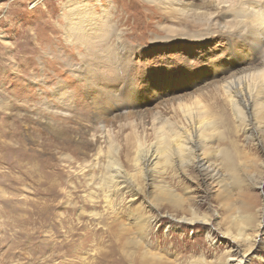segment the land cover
<instances>
[{
  "label": "rangeland",
  "instance_id": "rangeland-1",
  "mask_svg": "<svg viewBox=\"0 0 264 264\" xmlns=\"http://www.w3.org/2000/svg\"><path fill=\"white\" fill-rule=\"evenodd\" d=\"M66 1H0V264H77L81 255L77 241L92 229L97 235L84 251L91 258L107 254L109 262L148 264L138 245L137 226L127 212H112L101 193L94 204L89 199L91 190L84 178L89 172L83 174L82 168L94 158L91 136L102 122L117 132L114 140L124 149V136L131 134L132 124L127 123L149 122L159 111L177 122L180 104H190L238 68L228 69L225 38L201 41L188 37L195 34L194 29L176 21L165 22L146 0H100L105 8L110 7V25L123 33L133 49L132 63L128 68L122 63L109 80L99 78L96 86H90L76 72L87 52L65 37L61 4ZM169 25L191 34L161 29ZM238 47L244 50L243 43ZM240 53L244 55L245 50ZM64 104L69 105L64 108ZM240 136V151L244 152L237 184L232 178L222 184L204 183L196 171L187 175L194 183L186 194L208 215L210 223L183 231H171L162 223L154 229L159 240L174 246L173 255L167 257L173 264L200 258L208 264L235 260L226 233L231 229L237 234L245 227L256 241L247 264H264V141L259 148ZM227 141L212 145L226 148ZM212 163L226 174L221 159ZM158 168L160 171L162 164ZM125 170L136 175L128 164ZM166 170L155 175L153 188L151 179L135 176L144 191L134 204H126L127 211L140 214L144 201L157 203L162 215L186 213V207L169 202L165 191L169 187L179 194L186 181L176 168ZM226 183L228 189L221 186ZM247 215L253 218L250 224H246ZM257 255L260 257L253 258Z\"/></svg>",
  "mask_w": 264,
  "mask_h": 264
},
{
  "label": "bare ground",
  "instance_id": "bare-ground-1",
  "mask_svg": "<svg viewBox=\"0 0 264 264\" xmlns=\"http://www.w3.org/2000/svg\"><path fill=\"white\" fill-rule=\"evenodd\" d=\"M16 1L18 0H12V3ZM145 2L154 6L165 22L176 21L194 29L195 34L188 37L199 38L201 41L214 37L227 39L230 55L228 69L238 68L225 76L228 72L226 71L225 77L212 85L211 89L204 90L193 98L190 104H180L178 106L180 119L177 122L174 118L171 121L165 113L159 111L149 122L139 119L140 123L134 121L127 123V126L132 124L131 134L124 136V149L114 140L117 132H113L109 129V125H104L102 122L98 123L97 132L91 136L95 142L94 158L90 162L83 163L82 168L83 174L89 172L84 178L87 187L91 190L89 196L91 203L94 204L95 198L98 197L96 198L98 200V195L101 193L105 198L106 207L112 212L118 214L127 212L128 219L134 220L132 223L139 231L138 245L146 263L173 264L167 257L173 255L174 246L164 243L165 240H159L158 234L154 231L157 225L166 223L171 231H183L185 227L193 229L199 223L207 224L211 221L207 214L199 210L198 203L186 194L192 190L194 183L187 175L196 171L203 177L204 183L218 181L222 184L226 178H232L237 180L235 182L237 184L240 177L239 159L242 158L241 152H244L240 151L238 139L241 137L240 134L245 137L247 144L263 147L264 0H146ZM61 5L64 11L65 37L68 42L84 49L88 55H83L82 68L76 70L79 80L86 81L90 86H96L99 78L106 81L109 80V76H114V73L120 70L122 63L125 62L124 67L128 68L133 49H129L122 37L123 33L121 35V32L110 25V7L105 8L100 0H67ZM163 28L171 34L178 32L182 36L191 34L185 30L179 31L175 25L161 26V29ZM240 43L244 45V55L240 53L244 50L238 49ZM111 100L114 103L115 99ZM68 105L63 106L67 108ZM120 126L126 125L120 123ZM149 136H153L154 139L149 141ZM226 139L228 140L226 148L213 147L214 141L220 142ZM213 159H221L226 174L221 172L218 165L212 163ZM127 164L135 169L136 175H129L130 172L125 170ZM161 164L162 169L159 171L158 167ZM169 167L176 168L178 174L182 175L181 178L184 177L183 181L187 183L182 185L183 193L179 194L166 187V195L169 202L177 208L186 207L183 210L186 213L180 216L162 215L159 205H155L157 203L144 201L140 204V214L127 211L126 204H134V199L144 191L136 183L135 176L145 181L151 179L150 186L153 188L155 175L161 171L165 173ZM221 186L226 189L229 187L227 183ZM91 214L95 218L100 217V214L93 212ZM252 219L247 215L246 224H250ZM85 232L80 238V234L77 233L79 238L78 241L76 240L79 244L77 251L81 254L77 255V264H94L95 260H99L96 264L101 260H106V264H120L115 260L109 262L107 254L91 258L92 254L84 252L86 245L89 248L92 246L88 243L97 235L93 233L95 232L93 229ZM226 234L233 245L231 250L235 253L231 258L235 260L226 259L225 263L232 261L234 264H247V255L252 254L256 241L254 242V239L247 234L246 227L241 228L237 234L232 233L231 229ZM258 257L260 256L253 258ZM188 264L208 263L200 258Z\"/></svg>",
  "mask_w": 264,
  "mask_h": 264
}]
</instances>
